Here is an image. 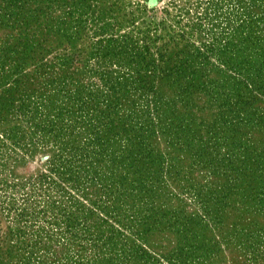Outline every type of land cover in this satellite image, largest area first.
<instances>
[{"label": "rangeland", "instance_id": "374dc122", "mask_svg": "<svg viewBox=\"0 0 264 264\" xmlns=\"http://www.w3.org/2000/svg\"><path fill=\"white\" fill-rule=\"evenodd\" d=\"M0 264H264V0H0Z\"/></svg>", "mask_w": 264, "mask_h": 264}]
</instances>
